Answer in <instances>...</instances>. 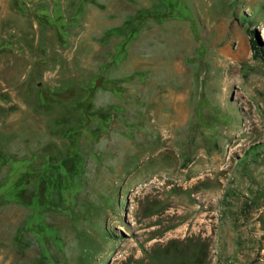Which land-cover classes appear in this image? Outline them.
Listing matches in <instances>:
<instances>
[{
	"label": "rangeland",
	"instance_id": "obj_1",
	"mask_svg": "<svg viewBox=\"0 0 264 264\" xmlns=\"http://www.w3.org/2000/svg\"><path fill=\"white\" fill-rule=\"evenodd\" d=\"M263 26L264 0H0V264H264Z\"/></svg>",
	"mask_w": 264,
	"mask_h": 264
},
{
	"label": "trees",
	"instance_id": "obj_2",
	"mask_svg": "<svg viewBox=\"0 0 264 264\" xmlns=\"http://www.w3.org/2000/svg\"><path fill=\"white\" fill-rule=\"evenodd\" d=\"M252 31H253L254 34H256V30L255 29H252ZM251 46H252V48L254 50V54L257 55V52H256V41L253 38L251 39Z\"/></svg>",
	"mask_w": 264,
	"mask_h": 264
},
{
	"label": "bare ground",
	"instance_id": "obj_3",
	"mask_svg": "<svg viewBox=\"0 0 264 264\" xmlns=\"http://www.w3.org/2000/svg\"><path fill=\"white\" fill-rule=\"evenodd\" d=\"M262 34L264 35V26H263V28H262Z\"/></svg>",
	"mask_w": 264,
	"mask_h": 264
}]
</instances>
